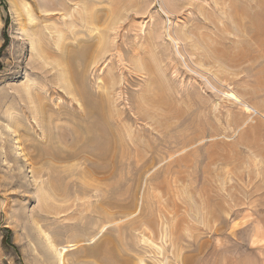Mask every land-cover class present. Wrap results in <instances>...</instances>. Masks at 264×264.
Returning <instances> with one entry per match:
<instances>
[{
    "label": "rangeland",
    "instance_id": "1",
    "mask_svg": "<svg viewBox=\"0 0 264 264\" xmlns=\"http://www.w3.org/2000/svg\"><path fill=\"white\" fill-rule=\"evenodd\" d=\"M43 1L0 0V264H264V0Z\"/></svg>",
    "mask_w": 264,
    "mask_h": 264
},
{
    "label": "bare ground",
    "instance_id": "2",
    "mask_svg": "<svg viewBox=\"0 0 264 264\" xmlns=\"http://www.w3.org/2000/svg\"><path fill=\"white\" fill-rule=\"evenodd\" d=\"M41 1V0H40ZM70 1V0H69ZM44 3H45V8L47 7V10L49 9V5H54V3L53 4H49L50 2L52 3V2H54L53 0H46V1H43ZM42 2V3H43ZM41 3V4H42ZM65 3V2H64ZM47 5V6H46ZM44 6V5H43ZM46 10V12H48ZM38 38V37H37ZM38 42V41H37ZM38 44V43H37ZM40 44L43 46V44L40 42ZM40 46V45H39ZM38 47V46H37ZM45 47V46H44ZM37 50V49H36ZM65 52V51H64ZM43 53V52H42ZM78 53H80V55L82 56V57H88V53H89V49H88V47H84L82 50H81V52L79 51ZM40 55V54H39ZM71 55V54H70ZM43 56V55H42ZM66 56H67V54H66ZM61 61H63L64 60V55H62L61 56V59H60ZM59 62V63H63V62ZM73 80V79H72ZM75 80V79H74ZM66 82V81H65ZM70 86V85H69ZM82 90V89H81ZM81 90H80V92H78L79 93V95H81L83 98H84V103L86 104V106L91 110V112L92 111H94V113H95V109H99V107L98 106H96V104L95 103H93L90 99H91V97H90V99H88L87 98V92H81ZM84 91V90H83ZM87 95V96H86ZM229 96V95H228ZM230 97L233 99H235V100H239L238 99V96H236L234 93L233 94H230ZM93 101H94V99H92ZM95 102H96V100H95ZM99 104V103H98ZM40 106L42 107V104H40ZM98 107V108H97ZM251 107V106H250ZM250 107L248 106V105H245V108L248 110V111H250ZM100 110V109H99ZM89 112V111H88ZM97 112V111H96ZM98 113H101V111L100 112H98ZM98 113H96L97 115H98ZM91 114V113H90ZM93 115V114H92ZM99 116V115H98ZM99 126H100V124H99ZM102 127V126H101ZM100 130H101V128H99ZM94 130H95V128H93V127H91V126H87V128H85V131L86 132H88V133H93L94 132ZM105 130V129H104ZM102 131V130H101ZM78 135V134H77ZM103 137H105V136H103ZM105 139V138H104ZM101 140H102V138H101ZM101 140H99V139H94L93 140V142L97 145V147H98V150H100L101 152H104V150L107 148V144H104V142L103 141H101ZM106 140V139H105ZM107 142V141H106ZM110 144V143H109ZM107 145V146H106ZM110 146V145H109ZM105 148V149H104ZM108 149V148H107ZM106 149V150H107ZM95 238H93L91 241L92 242H95ZM77 245V244H76ZM68 250L66 249V247H62L60 250H59V253H58V255H59V259H60V264H63V261H62V258H63V255L67 252Z\"/></svg>",
    "mask_w": 264,
    "mask_h": 264
}]
</instances>
